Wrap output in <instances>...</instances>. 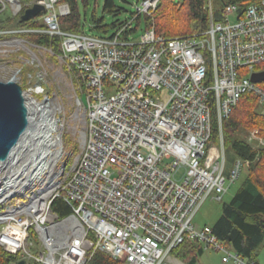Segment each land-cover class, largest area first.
Returning a JSON list of instances; mask_svg holds the SVG:
<instances>
[{"label": "built area", "instance_id": "obj_1", "mask_svg": "<svg viewBox=\"0 0 264 264\" xmlns=\"http://www.w3.org/2000/svg\"><path fill=\"white\" fill-rule=\"evenodd\" d=\"M159 1L136 2L108 36L63 30L68 4L34 1L45 7L36 31L60 38V57L82 79L84 132L77 160L45 197L34 201V188L0 211L17 209L0 219V245L24 264H88L97 249L121 264H179L173 251L184 241L217 250L223 262L258 264L193 221L204 200L222 201L249 165L237 159L225 176L222 121L246 92L264 116V88L250 79L264 62V0L242 11L228 5L221 20L208 0L207 28L164 36L149 27L135 39L136 20L151 16ZM260 134L255 128L251 137ZM57 197L70 207L64 217L51 209ZM30 228L39 237L35 250L27 248Z\"/></svg>", "mask_w": 264, "mask_h": 264}, {"label": "rangeland", "instance_id": "obj_2", "mask_svg": "<svg viewBox=\"0 0 264 264\" xmlns=\"http://www.w3.org/2000/svg\"><path fill=\"white\" fill-rule=\"evenodd\" d=\"M104 1L89 0L87 5H84L81 0H77V13L84 32L92 35H111L114 31L112 24L126 18L128 19L132 10H134L135 3L141 0H113L115 7L118 9L116 12L104 11ZM17 4L16 0H0V80L13 79L23 93L25 92L26 95L31 96L39 104L50 105V107L54 108L53 115L56 120V129L52 134L56 138L57 143L51 145L49 150L51 153L56 151H59V153L55 158H51L48 155L47 158L52 159L50 167L43 170L39 178L26 183L20 188L16 186L18 191H14L11 194H14L13 196L10 195V198L5 199L4 204H0L1 212L5 210L6 206L14 205L16 201H24L26 199L24 195H27L34 188H40V192L50 190L54 186L53 182L61 178L63 167L65 166L67 171L69 167L71 168L74 161L77 160L76 158L82 147V133L84 132V112L77 105L80 92L84 90L79 73L62 60L60 57L61 53L54 45H45L37 41L40 32L36 31L37 28L31 27L32 19L26 21L25 25L16 26V19L22 13L21 6H25L27 3L25 2V4L21 5V2H19L20 6ZM217 7L218 5L215 3L213 7L215 11ZM41 19L40 22L42 23ZM234 19V16L231 15L230 21L233 22ZM98 20H100L98 24L106 25L107 30L95 28ZM143 29L144 24L141 23L138 31L134 34L135 39L140 37ZM82 100L85 102V96L82 97ZM30 108L33 111L31 121L35 127L34 120L37 122L39 119L37 115L38 109ZM245 123L246 120L243 122L244 125L238 128L233 135L246 141L252 146V149L263 148L264 134H260L259 140L253 139L251 133L255 128L250 125L246 126ZM211 143L213 145L217 144L216 141ZM23 145L22 143L21 147ZM225 154V176L227 177L237 157L231 147L225 148ZM13 159L9 160L4 166H13ZM18 165L19 163L16 164V166ZM2 168L0 167V189L5 187L6 184V172ZM246 170L247 168L243 167L239 178L230 186L228 192L222 196V201H217L212 196L204 200L194 217L193 222L196 225L211 226L215 222L221 213L222 203L231 199L241 179L244 178ZM0 195H2V191H0ZM32 231V233L29 232L27 248L35 250L39 248V237L33 228ZM194 257L190 261H188L189 259H184L185 262L176 258L181 264H235L232 260L228 262L221 261L223 254L210 248H202V250L196 251ZM263 260L264 243L260 245L257 252L258 264H264Z\"/></svg>", "mask_w": 264, "mask_h": 264}, {"label": "trees", "instance_id": "obj_3", "mask_svg": "<svg viewBox=\"0 0 264 264\" xmlns=\"http://www.w3.org/2000/svg\"><path fill=\"white\" fill-rule=\"evenodd\" d=\"M22 4L23 12L35 0H18ZM89 0H81L87 5ZM211 8L217 20H221L222 13L226 6L237 4L242 11L250 2L254 0H209ZM67 3L69 13L60 16V28L66 31L78 33L82 32V23L79 18L77 0H61ZM217 4V10H214V4ZM208 0H160L151 16H144L136 20L142 22L144 28L153 27L158 35L173 36L189 34L200 31L208 26ZM103 10L107 12L118 11L113 0H105ZM175 15V16H174ZM42 13L32 18L33 28H42L40 22ZM180 17V18H178ZM16 26L25 25L26 21L18 22ZM30 20V19H29ZM28 21V20H27ZM95 28L107 30L106 25H100V20L96 21ZM119 21L112 24L114 28ZM38 42L45 45H54L61 52L60 38L49 37L46 34H38ZM256 71L264 70V62L255 66ZM264 88V81L257 83ZM239 101L231 108L228 116L223 119L224 147H231L237 159L249 160L246 174L241 179L239 186L235 190L229 201L221 205V213L215 222L211 225L213 233L218 239L224 242L225 246L238 255L257 261V252L260 245L264 243V147L261 149H252V146L242 139L234 136L233 133L243 126L246 120V126L252 128L264 129V116L258 104V98L252 92H246L241 95ZM218 130L216 121L212 122L211 142L218 143ZM53 212L59 217H64L71 212L70 207L61 198H55L51 204ZM32 233V228H30ZM202 245L196 242L184 241L174 251L173 255L185 262L194 259L196 251L202 250ZM20 258L19 254H11L0 245V264H9ZM88 264H121L120 260L113 259L109 254L95 250Z\"/></svg>", "mask_w": 264, "mask_h": 264}, {"label": "water", "instance_id": "obj_4", "mask_svg": "<svg viewBox=\"0 0 264 264\" xmlns=\"http://www.w3.org/2000/svg\"><path fill=\"white\" fill-rule=\"evenodd\" d=\"M16 1L19 4L20 1ZM44 11V5L35 2L32 6L24 9L18 22L35 18ZM251 73L253 82L264 81V70ZM22 92L13 79L0 80V167L7 164L20 151L18 149L21 148L22 142L34 126L31 121V108L25 104ZM35 159L37 161L34 167L37 172L30 173L26 183L39 178L42 173L41 169H46L43 168L45 164L40 162V154H37ZM47 163L49 164V162ZM16 264H24V261L20 260Z\"/></svg>", "mask_w": 264, "mask_h": 264}, {"label": "bare ground", "instance_id": "obj_5", "mask_svg": "<svg viewBox=\"0 0 264 264\" xmlns=\"http://www.w3.org/2000/svg\"><path fill=\"white\" fill-rule=\"evenodd\" d=\"M34 3L35 2L30 4V6H32ZM41 13H43V12H41ZM87 34H89V33H87ZM256 83H258V82H256ZM22 95H23L25 104L29 105V107H33V108L38 109L37 115H38L39 119L37 122H36V120H34L35 127L33 126L31 132L29 134H27V137L22 142L24 145L20 149H18V150H20L16 153L18 155L17 156L15 155V157L13 159L14 165L13 166L2 165V166H4V168H2V166H1V168L5 170L4 172H6V180H5L6 184H5V187H3V188L1 187V189H0V191H2V195H0V202L7 199L9 197V195L12 194L14 191H16V190L18 191L16 186H18L20 188L23 185H25L30 173L37 172V171H35V167H34L35 163L37 161V159H35L37 154H40V158H41L40 162L42 164H45V166L43 168H49L50 167L49 165H50V162L52 161V159H48L47 158L48 155L51 156V158H55L59 153V151H56L55 153H53V152L51 153V151L49 150L51 145H53L54 143H57L56 138L53 137V134H52L54 132V130L56 129V120H55L54 115H53V112H54L53 109L54 108L50 107V105L39 104L31 96L26 95L25 92L24 93L22 92ZM30 114H31V118H32L33 111H31ZM20 158H22V159H20ZM47 162H49V164ZM17 163H19L18 166H16ZM41 171H43V169H41ZM37 177H38V175H37ZM50 190H48V191L44 190L42 192L39 191V195L37 197H35L33 200L34 201L40 200L41 198L45 197L46 194ZM16 211H17V209H14L11 213H4L2 215L0 213V219H5L6 217L12 215ZM10 229L11 228L7 229L8 233H11ZM19 256H20V254H19ZM20 259L25 261V259H22L21 256H20ZM179 264H181V263L179 262Z\"/></svg>", "mask_w": 264, "mask_h": 264}, {"label": "crops", "instance_id": "obj_6", "mask_svg": "<svg viewBox=\"0 0 264 264\" xmlns=\"http://www.w3.org/2000/svg\"><path fill=\"white\" fill-rule=\"evenodd\" d=\"M263 262H264V260H263ZM257 263H258V261H257Z\"/></svg>", "mask_w": 264, "mask_h": 264}]
</instances>
